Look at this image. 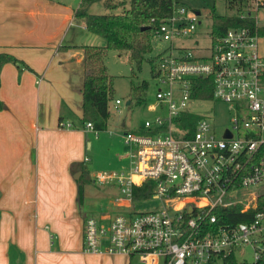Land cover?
<instances>
[{"label": "built area", "instance_id": "2783aa9c", "mask_svg": "<svg viewBox=\"0 0 264 264\" xmlns=\"http://www.w3.org/2000/svg\"><path fill=\"white\" fill-rule=\"evenodd\" d=\"M233 1L224 0L228 8ZM250 1L248 7L233 9L264 25V0ZM201 13L178 2L157 28L155 37L169 43L156 60L159 88L150 109L158 107L159 113L124 132L130 166L95 177V182L120 189L115 202L125 210L110 219L85 218L86 253L138 255L145 264H216L250 246L251 263L264 264V200L259 203L264 196L261 37L243 26L214 34L212 22L210 45L197 47L202 53L177 44L176 39H190L198 31ZM195 42L200 46L198 38ZM209 87L211 97L197 96ZM207 98L231 106L230 127L219 131L209 117L192 110L194 100ZM187 114L188 125L183 123ZM84 126L97 131L91 121ZM147 180L154 182L151 195L135 201L134 187ZM151 198L160 205L138 208ZM233 206L248 220L221 221L218 208Z\"/></svg>", "mask_w": 264, "mask_h": 264}, {"label": "crops", "instance_id": "0c3cea01", "mask_svg": "<svg viewBox=\"0 0 264 264\" xmlns=\"http://www.w3.org/2000/svg\"><path fill=\"white\" fill-rule=\"evenodd\" d=\"M80 3L0 0V51L30 67L8 62L0 75V264L142 261L82 249L84 219L91 214L81 210L74 175L82 174L75 170L80 165L86 169L93 133L80 118L82 46L104 40L76 18ZM110 188L119 196L118 187ZM111 212L97 217L110 219Z\"/></svg>", "mask_w": 264, "mask_h": 264}, {"label": "rangeland", "instance_id": "374dc122", "mask_svg": "<svg viewBox=\"0 0 264 264\" xmlns=\"http://www.w3.org/2000/svg\"><path fill=\"white\" fill-rule=\"evenodd\" d=\"M183 2L187 7L201 9L202 13L198 31L193 37L190 39H176V43L189 45L197 53H202V50L197 47H206L211 43L210 32L208 34L213 22L210 7H214L216 12L221 14L234 13V11L226 6L224 0H184ZM107 10L104 2L100 0L93 2L89 6V11L94 13H104ZM260 21L262 20L260 19ZM196 38L199 39L200 46L195 42ZM168 44L167 41L156 36L153 39V51L147 57H156L166 49ZM260 52L264 55L263 37L261 38ZM105 60L109 73L114 76V92L109 102L110 115L106 129L97 131L91 129L93 132L91 136L92 142L87 149V158L85 160V167L89 171L83 176L81 181L83 193L81 210L86 215L90 213L96 217L102 211L112 210L110 215L113 216L121 211L116 209L115 190L110 188V183L95 182V177L99 174L128 168L131 162L130 147L125 142L124 132L128 129L143 126L146 119L153 118L154 115L159 113L158 107L150 109L151 104L157 103L156 92L159 88V83L152 72V65L148 60L142 63L141 69H138L136 64L131 62L126 54H120L114 49L107 52ZM144 82L148 84L145 89L142 88ZM133 86L136 89H133ZM116 99H120L121 103L117 104ZM128 100H131V103H127ZM191 108L195 112L209 117L219 131L222 128L231 126L233 110L224 101L211 98L198 99L194 100ZM254 189L256 187L250 188V190ZM160 203L159 199L151 198L140 202L138 208L141 210L153 209L159 206ZM237 258L252 262L254 260V252L250 246H245L237 252ZM118 260L122 264L120 259L116 261ZM131 264L145 263L138 257H134Z\"/></svg>", "mask_w": 264, "mask_h": 264}, {"label": "trees", "instance_id": "16d2710c", "mask_svg": "<svg viewBox=\"0 0 264 264\" xmlns=\"http://www.w3.org/2000/svg\"><path fill=\"white\" fill-rule=\"evenodd\" d=\"M99 0H81L80 6L75 12L78 20L85 23L87 29L101 38L103 44H86L84 48V68L82 87V117L81 121L85 125L91 121L96 130L107 128L110 115L109 102L114 92V76L109 73L106 64L107 52L111 49L120 54H126L131 62L136 64L138 69L142 68V63L148 60L152 65V72L155 74L156 57L149 58L147 55L153 51V39L159 24L169 17L174 10L176 3H183L184 0H100L107 7L104 13H93L89 11V6ZM250 0L233 1L229 9L234 13H217L214 7H210L213 14V32L220 34L230 27H248L252 32L264 38V25H258L253 17H240L233 9L250 6ZM8 62L24 65L30 68L24 61L20 60L12 53L0 51V75L3 66ZM210 82V78L206 80ZM212 81V80H211ZM1 84V79H0ZM147 82L142 84V88H147ZM198 92L197 96L211 97L212 89ZM133 89L136 87L133 86ZM0 99V109L3 107ZM193 119L199 116L190 115ZM189 124V114L183 120ZM82 169V175L77 180L79 185V199H83L82 178L89 170L80 165L75 170ZM154 182L147 180L134 187V200L149 197L153 191ZM264 200L260 198L259 203ZM217 213L221 215L220 220L224 221H247V217L240 211L239 206L218 208ZM216 264H252L251 262L238 259L234 254L228 255L219 260Z\"/></svg>", "mask_w": 264, "mask_h": 264}, {"label": "water", "instance_id": "95a60500", "mask_svg": "<svg viewBox=\"0 0 264 264\" xmlns=\"http://www.w3.org/2000/svg\"><path fill=\"white\" fill-rule=\"evenodd\" d=\"M127 103H130V100H128ZM80 174H81V171H78V173H76V174L74 175V177H75L76 179H78L79 176H80ZM191 210H192V209H190V211H191Z\"/></svg>", "mask_w": 264, "mask_h": 264}]
</instances>
